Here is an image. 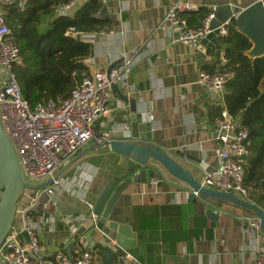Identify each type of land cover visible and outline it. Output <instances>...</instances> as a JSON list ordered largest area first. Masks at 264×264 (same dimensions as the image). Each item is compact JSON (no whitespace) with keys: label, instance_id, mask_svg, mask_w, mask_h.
Masks as SVG:
<instances>
[{"label":"crops","instance_id":"obj_1","mask_svg":"<svg viewBox=\"0 0 264 264\" xmlns=\"http://www.w3.org/2000/svg\"><path fill=\"white\" fill-rule=\"evenodd\" d=\"M84 1L80 0L78 4ZM101 1L104 4L102 16L112 18L114 25L109 32L94 34L93 54L85 63L94 74L131 59L130 87L119 89L134 99L136 105L133 111L130 104L121 101L114 93L109 102L108 117L103 126L101 123L97 125L98 133L109 131L113 140H123L122 136H127V141L151 144L201 184L205 174L218 166L221 144L214 122L226 108L221 94L199 83V74L213 73L225 64L224 53L217 56V41L221 36L216 30L196 45L174 44V34L165 19L170 9L179 3L189 4L193 9L188 11L204 8L213 12L226 5L243 9L256 0ZM148 122L152 123V131L141 130V124ZM121 126L128 130L125 135L117 129ZM150 135L151 140H147ZM94 145L91 143L88 147ZM102 155L117 157L124 174L112 175L97 196L81 193L79 182L85 171L80 160L82 163L78 161L59 177L62 186L55 196V205L47 196H40L44 188L29 190L31 197L23 194L20 198L14 224L21 226L27 211L35 210L37 215L31 218L47 222L40 233L46 256L58 252L67 255L69 251L72 257H77L82 251L90 250L99 264H104L100 251L110 247L116 256L112 264H256V248L264 245V237L257 241L249 226V221L257 217L255 214L201 196L187 199L185 193L190 187L172 177L155 160L150 159L147 166L142 167L133 156L110 149L88 153L85 157ZM144 168H156L159 178L145 184H132L122 193L110 219L114 227H107L116 235L117 241L101 232L90 239L99 222L92 218L93 208L107 184L115 179L119 185ZM35 198L34 206L31 201ZM164 206L180 207V216L177 219L165 217L161 231L141 232L138 226L140 217L159 213L153 209ZM81 216L86 221L77 224L75 232L71 231L64 219ZM201 217L206 218L208 229L213 230L211 239L206 238V231L198 240L192 237L195 220ZM119 242L123 248L117 245ZM91 244L95 245L94 249Z\"/></svg>","mask_w":264,"mask_h":264},{"label":"built area","instance_id":"obj_2","mask_svg":"<svg viewBox=\"0 0 264 264\" xmlns=\"http://www.w3.org/2000/svg\"><path fill=\"white\" fill-rule=\"evenodd\" d=\"M79 1L74 0L59 7L57 14L68 15L76 9ZM28 2L0 0V121L19 158L26 182L38 185L54 180L51 187L44 188L40 196H47L50 203L55 205V196L62 186L61 179L55 178L61 168L91 143L101 145L113 140L109 131L97 133V122L102 118L100 125L103 126L104 119L110 113L113 87H130L128 81L133 61L125 59L117 63L110 74L107 71H96L65 100L48 101L32 109L23 97L17 78L15 67L22 65L23 59L6 24L4 13L7 7H17L23 11ZM192 9L189 4L183 3L170 9L165 23L174 34V44L196 45L211 33L209 27L214 20V11L203 21L202 29L192 30L179 16L181 11ZM229 24L227 22L217 30L221 37L227 35ZM79 37L88 43H93L96 38L94 34H80ZM232 78L231 73L219 69L213 73L200 72L199 83L224 96L225 85ZM214 123L221 144L218 166L205 174L201 185L212 191L231 193L250 202L244 186V163L249 156L248 133L241 128L239 121L231 118L227 109L221 112ZM117 129L123 135L128 132L124 126ZM122 139L127 141L129 138L122 136ZM191 195L199 196L190 188L185 196L188 199ZM36 202L37 198L33 200L34 206ZM27 213L24 224L11 227L0 248V264H99L96 255L90 250H84L72 258L64 252L46 256L41 247L40 233L47 222L44 219L34 220ZM92 218L96 221L94 215ZM85 221L86 218L82 216L64 219L73 232L77 224ZM249 226L257 241H260L264 237L260 219L254 217L249 221ZM255 258L256 264H264V245L256 248Z\"/></svg>","mask_w":264,"mask_h":264},{"label":"trees","instance_id":"obj_3","mask_svg":"<svg viewBox=\"0 0 264 264\" xmlns=\"http://www.w3.org/2000/svg\"><path fill=\"white\" fill-rule=\"evenodd\" d=\"M72 1L29 0L23 11L17 7L4 9L6 24L23 59L15 71L23 97L32 109L48 101L65 100L85 79L91 78L85 61L92 56L93 45L79 36L109 32L114 25L112 18L102 16L104 4L101 0H85L78 4L73 14H57L59 7ZM211 14L212 11L203 8L196 12L181 11L179 16L190 29L199 30ZM251 49L252 43L238 31L235 21L230 22L227 35L217 41V56L223 52L226 60L221 71L233 75L225 85V108L248 133L249 156L244 163V186L249 201L264 211V57L251 59L248 56ZM110 179L95 191V196ZM153 211L159 213L140 217L141 232L161 231L165 217L177 219L181 214L178 206H164ZM27 215L36 216L37 212L32 210ZM208 230L206 218H197L193 239H200L204 231L206 238L211 239L213 230L207 233Z\"/></svg>","mask_w":264,"mask_h":264},{"label":"water","instance_id":"obj_4","mask_svg":"<svg viewBox=\"0 0 264 264\" xmlns=\"http://www.w3.org/2000/svg\"><path fill=\"white\" fill-rule=\"evenodd\" d=\"M185 11V10H184ZM188 11V10H186ZM235 21L238 31L242 33L252 43V49L248 52V56L255 60L264 57V0H256L249 6L243 9L233 8L230 5L221 6L214 10V20L211 22L209 31L214 32L225 25L227 22ZM114 64L107 73L116 66ZM113 92L117 97L130 104L132 110H135L136 101L124 95L119 87L114 86ZM103 121L101 118L97 124ZM141 130L152 131V123L141 124ZM142 138H146L143 136ZM152 136H148L147 140H151ZM104 149H110L113 152L120 154L131 155L137 159V163L142 167L147 166V162L152 159L161 164L169 174L177 180L187 184L199 196L206 199L217 200L220 203L232 204L240 208L249 210L255 214L261 221L262 230L264 232V211L251 202L245 201L231 193L212 191L203 187L199 182L193 179L190 172L184 170L179 164L174 162L164 152L157 151L151 144H143L137 141L112 140L109 143L94 145L83 150L76 158H74L67 167L55 178L57 180L64 172L69 170L75 163L80 161L88 153H99ZM159 173L156 168H144L138 174L127 179L125 182L117 185L115 179L111 180L97 199L93 215L97 221L98 228L92 232V239L98 232L103 233L108 238L117 241V237L113 232H110L107 227L112 225L111 217L113 216L117 202L122 193L132 184L149 183L150 180H157ZM54 180H49L43 184L30 185L26 182L19 158L12 146L11 141L3 130L0 121V248L7 238L11 227L15 223L18 202L26 190L35 191L46 188L53 184ZM194 200V195L189 197ZM208 215L213 217L210 212ZM121 248L122 245L117 243ZM87 245L85 246V248ZM90 247L94 249L95 245ZM125 250V249H123ZM69 258H72L71 253L67 252ZM100 256L104 264H112L116 257L110 247L100 251Z\"/></svg>","mask_w":264,"mask_h":264},{"label":"rangeland","instance_id":"obj_5","mask_svg":"<svg viewBox=\"0 0 264 264\" xmlns=\"http://www.w3.org/2000/svg\"><path fill=\"white\" fill-rule=\"evenodd\" d=\"M83 162V170L84 178L80 180L79 187L83 191L82 194H87V196H94L95 191L99 189L107 179L112 175H122L124 174V170L120 167L119 160L117 157L102 155L99 157H91L87 156L81 159ZM79 162L82 163V162ZM120 167V168H119ZM30 192L26 190L24 194L27 196L31 195ZM24 196V195H23ZM29 197V201H30ZM25 198H23L24 202ZM31 205H33V200L31 201Z\"/></svg>","mask_w":264,"mask_h":264}]
</instances>
